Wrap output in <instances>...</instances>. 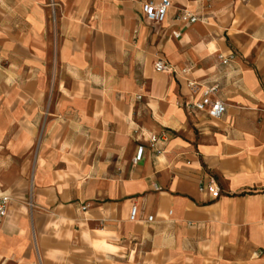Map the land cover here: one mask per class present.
<instances>
[{"label":"crops","instance_id":"1","mask_svg":"<svg viewBox=\"0 0 264 264\" xmlns=\"http://www.w3.org/2000/svg\"><path fill=\"white\" fill-rule=\"evenodd\" d=\"M167 1L0 0V264H264V0Z\"/></svg>","mask_w":264,"mask_h":264},{"label":"built area","instance_id":"2","mask_svg":"<svg viewBox=\"0 0 264 264\" xmlns=\"http://www.w3.org/2000/svg\"><path fill=\"white\" fill-rule=\"evenodd\" d=\"M140 4L141 13L146 21H149L153 24L160 25L163 23L167 12L171 8V3L167 0H163L162 2L156 4L151 0H135ZM178 20L187 25L194 24L198 19L188 13L186 10L181 12L178 15ZM179 34L174 33L173 37L177 38ZM220 63L222 66H226L228 64L229 58H225L222 55L218 56ZM154 71L160 74H173V68L164 62L161 59L156 60L153 65ZM187 88L192 96H197V98L189 104L185 105V108L190 113H204L209 120L218 121L220 120L225 112L226 107L220 100H212L211 96H213L216 91V86H204L200 83H196L194 81H187ZM140 97H138L139 99ZM160 139L156 135H149L147 137V144L152 151H157V144ZM144 154V147H140L137 151V154L132 159V164L136 165L140 162L142 156ZM199 191L207 192L208 195L212 199H217L220 196V189L216 183V181L209 177L207 184H200ZM10 202V198L8 196H0V225L5 219L7 215V209ZM136 209L132 207L130 210V220H134ZM152 217L147 219L148 223L152 221Z\"/></svg>","mask_w":264,"mask_h":264},{"label":"rangeland","instance_id":"3","mask_svg":"<svg viewBox=\"0 0 264 264\" xmlns=\"http://www.w3.org/2000/svg\"><path fill=\"white\" fill-rule=\"evenodd\" d=\"M49 21H50L51 26H54V25H55V20H54V15H53V13L50 14V19H49Z\"/></svg>","mask_w":264,"mask_h":264}]
</instances>
